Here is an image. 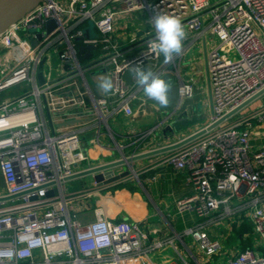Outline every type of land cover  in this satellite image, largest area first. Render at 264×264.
Instances as JSON below:
<instances>
[{
	"label": "built area",
	"instance_id": "2783aa9c",
	"mask_svg": "<svg viewBox=\"0 0 264 264\" xmlns=\"http://www.w3.org/2000/svg\"><path fill=\"white\" fill-rule=\"evenodd\" d=\"M138 11L146 13L150 27L139 38L136 53H131V48L115 42V21L119 15ZM157 14L178 18L186 34L206 30L215 40L206 57L211 111L208 123L193 134L264 89V0L40 3L0 35V95L17 85L29 86L25 94L0 99V175L4 182L0 264H190L175 244L184 237L208 261L221 249L219 241L209 237L208 226L239 216L249 218L264 244V144L256 146L251 141L253 128L264 126V106L241 109L161 158L162 166L184 171L192 186V192L176 200L175 207L179 212H194L198 221L180 234L158 236L160 231L154 228L150 239L142 220H111L101 207L89 206L87 190L69 184L68 178L82 172L78 169L87 161L81 145L86 129L73 123L64 130H49L44 111L50 117L70 115L69 121L77 123L92 112L99 125L106 127L108 116L116 109L132 116L129 102L134 94L129 95L128 90L136 80L133 77L128 85L120 74L137 64L158 76L165 73L162 54L149 47L156 37L151 21ZM48 19L55 23L50 32L45 29ZM89 24L96 32L93 36L84 31ZM90 45L98 54L90 53L83 66L79 56L86 51L79 54L77 47ZM42 61L44 85L40 87L37 73ZM100 70L114 83L113 91L104 98L92 94L85 76ZM175 75L182 103L194 96V83L183 81L178 70ZM110 97L117 102L115 110L109 105ZM90 211L93 219L82 220L81 213ZM186 250L192 255L188 247ZM224 264H264V256L245 249Z\"/></svg>",
	"mask_w": 264,
	"mask_h": 264
},
{
	"label": "crops",
	"instance_id": "0c3cea01",
	"mask_svg": "<svg viewBox=\"0 0 264 264\" xmlns=\"http://www.w3.org/2000/svg\"><path fill=\"white\" fill-rule=\"evenodd\" d=\"M210 1L214 3L220 0ZM149 27L150 24L144 11L119 15L115 21L114 40L124 49L131 48L130 52L136 53V44ZM84 29L86 35L91 36L90 26H85ZM94 33L96 34L95 30ZM261 37L263 38L262 35ZM214 41L206 30L201 34L189 33L186 34L183 41L181 53L174 56L170 62L165 63L164 57L161 55L160 63L165 69V73L161 77L170 81L172 85L167 107L147 106L149 97L144 94L142 87L134 82L128 90L129 95L134 94L129 102L133 108L132 116H125L119 112L116 109L117 102L112 97L108 98L109 105L111 110H116L108 116L107 127L99 125L92 112L84 114V117L82 115V120L74 124L86 129L81 145L87 155V161L78 170L84 171L87 168L115 162L120 160L123 155L131 156L144 153L151 148L173 144L180 138L189 136L205 126L211 111L206 57L212 50ZM133 46H135L134 49ZM79 48L81 47H77L78 51ZM83 51H79V54ZM90 53L95 56L98 51L91 50ZM81 56L86 60L85 53ZM176 70L183 81L192 80L194 83V96L182 103H180L177 93ZM92 75L108 77L103 70L92 71ZM88 84L96 98H104L108 94L99 88V83L95 88H92L89 82ZM11 89L13 90L9 91ZM28 89L29 86L25 84L14 86L2 92L0 99L11 100L25 94ZM87 101L89 102V100ZM138 102L139 104H137ZM259 106H264V95L247 105L244 111ZM43 114L49 130L52 128L64 130L69 125H74L73 123L69 124V122H73L69 121L72 117L70 115L55 114L50 117L47 111H44ZM251 141L256 146L264 144V126L256 125L253 128ZM168 152L171 150L132 163L131 169L134 172L136 170L140 176V179L137 178L138 184L130 183L129 176H127L121 180L98 186L93 175L71 179L69 184L75 189L87 190L90 194L87 199L89 206L91 208L101 207L111 220H142L145 224L144 228L149 232L150 239L154 237L151 233L154 228L160 231L158 236L180 234L185 228L196 223L198 219L194 212H179L175 207L176 200L188 196L192 192V186L187 181V174L184 171H175L171 167H164L160 164L161 158ZM125 169V166H117L112 169V172L119 174ZM0 194H4V182L1 175ZM80 217L82 220L93 219L91 211L87 215L81 213ZM207 233L211 239L217 240L221 244L220 251L208 258V261L198 255L190 238L184 237L183 242L175 241L177 250L187 255L186 258L190 264H196L192 255L198 258L202 264H224L238 251L245 249L254 250L259 257L264 256V244L254 233L253 225L246 216H239L208 226ZM186 247L191 250L192 255L187 252ZM172 252L167 250L165 253L172 255Z\"/></svg>",
	"mask_w": 264,
	"mask_h": 264
},
{
	"label": "water",
	"instance_id": "95a60500",
	"mask_svg": "<svg viewBox=\"0 0 264 264\" xmlns=\"http://www.w3.org/2000/svg\"><path fill=\"white\" fill-rule=\"evenodd\" d=\"M44 1H48V0H0V35H2L12 25H14L20 19H22L25 14H27L29 11H31L33 8H35L37 5H39L40 3ZM54 27H55V23L53 20L51 19L46 20V23H45L46 32H50ZM39 38L40 36L38 35L37 39ZM35 44H36V41H33L32 45H35ZM83 50L86 51V56H84V58L87 59V57H89L90 55L91 50H95V47L90 45V46L79 48V51H83ZM42 65H43V61L39 64L38 73H37V81L40 87L44 85V79L42 77ZM120 76L126 84L128 85L131 84L133 74L131 73L130 70L123 71L120 74ZM262 95H264V89H262L261 91L256 93L254 96L246 100L239 107H237L232 112L224 116L220 121L216 122L215 124L207 126L205 129L200 130L199 132L193 134L192 136H189L188 138L184 139L181 142H178L176 144H172V145H169L163 148L140 153V154H133L131 156L123 155V157L118 161L104 164L101 166H96L88 170L79 172L73 175L72 177L68 178V180L79 178V177H84L87 175H93L95 183L97 185H106V184L121 180L129 176V174L131 173V165L134 161L144 159L150 156H154L157 154H161V153L173 150V149H177L187 144L188 142L204 134L206 131L214 128L215 126L220 124L222 121H224L228 117L232 116L233 114L237 113L241 109L245 108L247 105H249L256 99H258ZM71 123H75V121L69 122V124ZM117 166H125L126 169L122 173L114 174L112 172V169Z\"/></svg>",
	"mask_w": 264,
	"mask_h": 264
},
{
	"label": "clouds",
	"instance_id": "9594fccd",
	"mask_svg": "<svg viewBox=\"0 0 264 264\" xmlns=\"http://www.w3.org/2000/svg\"><path fill=\"white\" fill-rule=\"evenodd\" d=\"M151 22L154 24L156 37L150 41L149 47L153 53L162 54L165 63H168L182 51L186 37L182 22L166 14L155 15ZM131 73L147 97L156 101L161 107L168 106L172 86L170 81L145 69L140 64L134 66ZM99 88L106 94L111 93L114 83L110 77H103L99 82Z\"/></svg>",
	"mask_w": 264,
	"mask_h": 264
},
{
	"label": "rangeland",
	"instance_id": "374dc122",
	"mask_svg": "<svg viewBox=\"0 0 264 264\" xmlns=\"http://www.w3.org/2000/svg\"><path fill=\"white\" fill-rule=\"evenodd\" d=\"M89 26H90V33H91V36H93V35H95V33H94V30H93V27H92V24H89ZM79 58H80V62H81V64L83 65V66H85L86 64H87V61L88 60H84L83 58H82V56H79ZM52 65H54L55 66V61H53L52 62ZM86 79L88 80V82L90 83V85L92 86V88H95V86H97V84L100 82V80L103 78V77H105V76H103V75H101V76H93L92 75V72L91 71H89V72H87L86 73ZM13 89H11V90H9V91H12ZM2 97V96H1ZM149 100H148V105L147 106H149V105H151V106H153V107H161V106H159V104L156 102V101H154V100H152V99H150V98H148ZM137 104H139V102L137 103ZM139 109H140V107H138ZM140 110H143V109H140ZM139 177V178H138ZM137 178L138 179H140V176L138 175V172L135 170V172L133 171V170H131V173H130V175H129V182L130 183H137ZM138 184V183H137Z\"/></svg>",
	"mask_w": 264,
	"mask_h": 264
}]
</instances>
